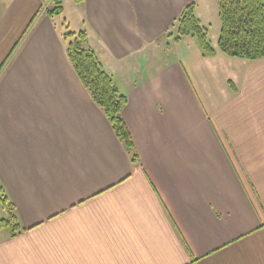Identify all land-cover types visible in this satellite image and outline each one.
Wrapping results in <instances>:
<instances>
[{
  "label": "crops",
  "instance_id": "crops-1",
  "mask_svg": "<svg viewBox=\"0 0 264 264\" xmlns=\"http://www.w3.org/2000/svg\"><path fill=\"white\" fill-rule=\"evenodd\" d=\"M76 2L127 97L140 164L76 74L49 3L0 0V66L36 16L0 72V194L22 227L0 228V264H264V57L194 44L184 64H160L184 8L196 2L208 24L216 0Z\"/></svg>",
  "mask_w": 264,
  "mask_h": 264
},
{
  "label": "trees",
  "instance_id": "trees-1",
  "mask_svg": "<svg viewBox=\"0 0 264 264\" xmlns=\"http://www.w3.org/2000/svg\"><path fill=\"white\" fill-rule=\"evenodd\" d=\"M44 1V0H43ZM218 4L221 28L218 38L220 51L230 57L245 60H255L264 57V2L262 0H216ZM45 11L54 19L64 13V0H49ZM36 20L32 19L22 38L0 66V72L7 65L20 43L29 33ZM167 36H175V41L186 37L196 38L204 55H214L216 49L209 39L207 26L202 25L196 14V2L188 4ZM66 45V51L71 64L90 94L93 102L102 110L108 119L116 137L125 147L135 165L140 164V158L132 135L123 118V110L127 97L116 85L113 77L105 70L97 53L88 44V35L82 30ZM0 202L5 216H0V228L8 229L11 236L22 232L19 217L15 207L5 194H0Z\"/></svg>",
  "mask_w": 264,
  "mask_h": 264
},
{
  "label": "rangeland",
  "instance_id": "rangeland-1",
  "mask_svg": "<svg viewBox=\"0 0 264 264\" xmlns=\"http://www.w3.org/2000/svg\"><path fill=\"white\" fill-rule=\"evenodd\" d=\"M262 1L264 2V0ZM44 2L48 4L49 0H44ZM217 20H214V17L212 16L210 17L208 24H205V21L202 23V25L208 27L210 42L212 46L216 48L218 47L217 41L219 38V33L221 28L219 15L217 17ZM54 21L66 45L69 41L73 40L74 36L67 35L68 37L67 39H65L63 36L64 34H67L68 32H75L76 34H78L80 31L86 30V27L84 26L83 23L84 18L82 17V12L79 10V6L77 5L76 0H64V13L61 15H56L54 17ZM168 38L166 39V41H164L163 46H161L160 50L157 49V51L154 52L160 64L164 62H171L174 59H179L184 64L186 52L193 50L194 44L199 46L197 39L193 37L183 38L182 41L179 43L175 42L174 40L175 36H173L172 40H168ZM169 42L171 43L172 46L171 50L168 47ZM88 44L89 46H92L90 45L89 41ZM135 66H137L136 63L133 67L129 66L128 68L131 71V73L134 75L136 74L137 71V68ZM143 69L139 71L140 75L141 74L146 75L149 73V69L146 65L143 66ZM107 72L113 77V75L109 71ZM0 216H5L1 202H0Z\"/></svg>",
  "mask_w": 264,
  "mask_h": 264
}]
</instances>
